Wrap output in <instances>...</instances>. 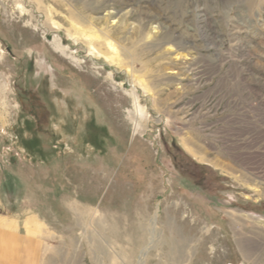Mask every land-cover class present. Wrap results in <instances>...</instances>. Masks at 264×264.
<instances>
[{"label": "rangeland", "instance_id": "1", "mask_svg": "<svg viewBox=\"0 0 264 264\" xmlns=\"http://www.w3.org/2000/svg\"><path fill=\"white\" fill-rule=\"evenodd\" d=\"M0 224L40 264H264V0H0Z\"/></svg>", "mask_w": 264, "mask_h": 264}, {"label": "crops", "instance_id": "2", "mask_svg": "<svg viewBox=\"0 0 264 264\" xmlns=\"http://www.w3.org/2000/svg\"><path fill=\"white\" fill-rule=\"evenodd\" d=\"M41 250L35 237L0 224V264H40Z\"/></svg>", "mask_w": 264, "mask_h": 264}, {"label": "bare ground", "instance_id": "3", "mask_svg": "<svg viewBox=\"0 0 264 264\" xmlns=\"http://www.w3.org/2000/svg\"><path fill=\"white\" fill-rule=\"evenodd\" d=\"M19 8H21L23 11V7L21 5H19ZM18 8V9H19ZM85 34V33H84ZM107 36V35H106ZM104 35H100L99 34H94V33H89L87 35V39H89L90 41L92 40H100L102 38H104V44H106L107 48L110 50V53H104L102 54L103 59L110 65H116L119 68H126L127 70L129 69L128 66L125 65L124 63V59L119 55L117 49L115 48L114 44ZM93 49V48H92ZM101 55V53H100ZM136 78V76H134ZM137 79V78H136ZM139 80V79H138ZM136 87V86H135ZM131 95L134 96L133 97V102H134V106H135V113L139 112V105L138 101H137V97L133 88V91L131 92ZM195 149V148H194ZM196 150V149H195ZM29 219V218H28ZM155 215L153 216L151 223H150V233L153 232V230L155 229ZM28 223V222H27Z\"/></svg>", "mask_w": 264, "mask_h": 264}]
</instances>
